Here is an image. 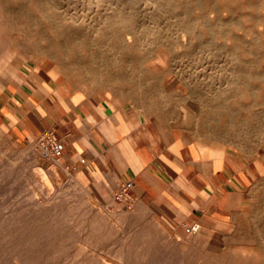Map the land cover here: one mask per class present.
Returning a JSON list of instances; mask_svg holds the SVG:
<instances>
[{
	"label": "rangeland",
	"instance_id": "obj_1",
	"mask_svg": "<svg viewBox=\"0 0 264 264\" xmlns=\"http://www.w3.org/2000/svg\"><path fill=\"white\" fill-rule=\"evenodd\" d=\"M47 1L50 7H53L56 2L55 0ZM108 1L58 0V3L62 4V8L69 3H74V8L78 13L77 18L82 19V22L93 20L91 21L93 25L91 24V29L87 32V36L90 38L88 43L86 42L85 46H81L75 55L67 56L66 52L70 46L52 51L44 45L51 44L52 37L46 32L44 18H39V15L34 12L39 7L33 9L26 0H7L9 9L15 12L20 9L31 11V17L21 18L16 14L13 18H6L5 14L1 13L2 17L0 15V23L4 26L7 25L5 27L8 29V32L1 33V36L8 40L6 44L1 45L3 52L0 55L6 60V70L0 71V94L13 92L15 84L20 81V68H23V63H29L30 67L35 63L36 66L40 65L50 69L55 75L56 82H64L69 88L82 89L99 96H117L131 102L148 97L147 100L162 106L168 113L175 112V114L178 113L183 118H187L196 133L204 139L209 130L212 134L216 133L217 138L210 142H224L251 153H263L264 146H262V150L258 151L256 145L260 139L258 130L264 123V58L233 54L228 51L210 55L187 52L169 53L162 47H158V40L151 36H146L143 40L140 39V46L135 50L120 51L113 38L114 27L117 24L107 19L100 23L95 21L96 18H109L111 9ZM38 24L40 25L38 26ZM88 24L90 22L83 25L84 28H87ZM36 26L38 27L37 34L34 30L37 28ZM78 40L83 42L82 38ZM166 41L170 44L175 43L173 39ZM204 41L206 40L204 39ZM218 43L225 46L227 40L218 39ZM57 53L61 54L60 58L57 57ZM77 60L86 64V67L95 63H103L104 65L108 61H116L118 65L109 68L107 73L103 74L101 78H97L94 77L95 74L85 75L86 72L82 69L80 71L76 68L67 67ZM119 76L124 77V80L117 82L116 77ZM222 109L227 112L229 117L227 126L225 125L226 120L222 118L226 117L221 114ZM251 142L255 143L254 146ZM252 146L253 149H251ZM0 155V161L5 160L14 169L13 180H16V187L11 194L8 193L11 197L54 198L64 194L63 196L67 201L61 202L60 200L58 203V210L61 214L60 220H62L57 226L58 228H68L64 222V214L69 209L66 208L67 205L72 203L78 204L77 207L75 206L78 211H83L89 207L93 214L91 218L95 221L97 219L105 221V239L99 240L93 236L90 240L92 245L90 252L96 256H93L94 258L98 259L101 256L100 258L106 259V261L116 259L104 253L110 251L109 247L117 243L125 245L124 249L130 255L123 258L128 260L129 257L130 261L133 260V264H142L141 262L149 264L150 261V264H170L176 256V251L165 247L166 240H174L178 234L186 236L188 234L185 231L187 226H190L191 230L195 228L185 221L186 224L183 227L171 229L156 217L149 215L147 210H134L131 198L125 200L121 197V200H117L114 199V196L113 199L111 197L103 199V193L95 187L82 185L71 176L68 177V180H63L59 173H53V166L49 162L51 159L42 156L37 142L21 144L0 134ZM8 156H13V159H8ZM20 156L24 157L20 158ZM55 194L56 196H54ZM261 196H264V171L242 194L241 200H231L227 207L216 210L214 213L209 212L208 215L195 223L200 234L191 237L197 248L195 247L190 251V261L193 262L197 259L201 251L216 254L227 253L233 258L235 255V263L243 255L251 257L249 259L251 264H258L260 260L262 261L263 251L257 249L254 244L232 237V239L228 238L233 233L241 231L250 235L251 233L256 234L258 238L263 237L264 239V224H260L264 223V212H254L258 215L256 216L252 210L253 206L258 203L256 197ZM50 214L51 211L33 220L38 221L35 227L31 226L39 236V242L36 241V243L48 242L44 235L48 229L53 228L52 224L49 223L53 219ZM115 218H120L121 220H119L122 221L120 226L123 225L121 227L125 231L120 232L121 234L115 232L114 235V231L111 230L113 228L111 222L115 221ZM156 220L159 221V224ZM252 230L255 232H251ZM258 233L263 236H259ZM99 234L96 232V236L99 237L101 235ZM68 243L70 242H65V244ZM131 244L134 245L131 246ZM97 245L103 246L97 247ZM100 248L101 250L103 248V252L99 250ZM155 250L156 252H154Z\"/></svg>",
	"mask_w": 264,
	"mask_h": 264
},
{
	"label": "crops",
	"instance_id": "obj_2",
	"mask_svg": "<svg viewBox=\"0 0 264 264\" xmlns=\"http://www.w3.org/2000/svg\"><path fill=\"white\" fill-rule=\"evenodd\" d=\"M19 78L12 93L0 94V134L31 144L53 130L63 143L49 160L53 173L95 187L103 199L130 182L134 210L171 229L187 221L200 233V218L241 200L264 171L261 153L208 142L148 97L131 102L69 88L35 63H23Z\"/></svg>",
	"mask_w": 264,
	"mask_h": 264
},
{
	"label": "bare ground",
	"instance_id": "obj_3",
	"mask_svg": "<svg viewBox=\"0 0 264 264\" xmlns=\"http://www.w3.org/2000/svg\"><path fill=\"white\" fill-rule=\"evenodd\" d=\"M26 1L30 3L33 9L39 7L38 9H35L34 12L39 15V18H44L46 32L52 37L51 44H44L49 47V50L56 51L60 50V48L64 49L65 47L70 46V49H68L66 54L67 56H73L78 49H81V46H85L86 42L90 40L89 36H87V32L91 29L90 26L91 24L93 25L91 21L93 20L82 22V19L77 18L78 13L74 8V3H69L62 8V4L60 5L58 0H55L56 2L54 1L55 3L53 7L48 5L47 0ZM108 2L111 9L108 16L109 18H96L95 21L100 23L103 22L104 19H107L108 21L117 24L114 27L115 31L113 32V38L120 51L130 52L135 50L140 46V39L143 40L146 36H151L158 40V47H162L163 50L169 53L187 52L210 55L217 52L228 51L233 54L259 56L264 58V0H109ZM30 12L31 11L28 12L24 9L15 12L7 7V0H0V15L3 13L5 14V17L7 16L6 18H13L16 14L21 18H30ZM88 22H90V24H88L87 28H84L83 25ZM39 25L40 24H38V26ZM5 26L0 23V46L3 45V43L6 44L8 40L4 36H1L2 32H8V29ZM25 29L27 30V27ZM34 30L37 34L38 27L36 29L34 28ZM79 38H82L83 42H80L78 40ZM169 39L175 40V43H168L166 40ZM204 39L206 41H204ZM218 39L227 40V44L225 46L220 45ZM2 47L3 46L0 47V53L3 52L1 51ZM57 57L60 58L61 54L57 53ZM3 58H1L0 55V71H4V69L6 70V60ZM95 64L86 67V64H82L81 61L77 60V62H73L71 65H67V67L71 69H82L86 72L85 75L95 74L94 77L101 78L103 74L109 71V68L111 69V67H116L118 65L116 61H108L107 63H104V65L103 63ZM106 64L107 67H105ZM116 79L117 82H121L124 80V77L119 76L116 77ZM222 111L221 114L226 116L222 118L226 120L225 125L227 126V124H229V117L224 109H222ZM258 131L260 139H258V145L256 146L258 151H260L262 150V146H264V123ZM216 136V133L212 134L211 130H209L205 135V140L210 142L217 138ZM253 146L251 149L254 148ZM12 157L8 156L7 158L13 159ZM23 157L24 156H20V158ZM5 162V160L0 161V264L134 263H132L133 260H129V257L128 260L123 258L130 254L125 251V245L117 243L109 247L110 251L108 250L104 253L106 255L109 254L116 259L106 261V259H101V256L98 259L94 258L96 256L90 252V249L92 248L90 240L93 236L99 240L105 239L104 234L106 228L103 219H97L95 221L91 218V215L93 214L89 207L83 209V211H78L76 208L78 204H68L66 208H69L70 211L68 209L67 213L64 214V222L68 225V228L63 229L58 228L57 226L62 222V220H60L61 214L58 210V203L60 200L61 202L67 201L63 196L64 194L59 196H56L55 194L54 196L56 197L54 198L33 196L25 199L19 196L14 198L11 197L10 194L16 187V180H13L14 169L11 168L12 166L9 165V163L7 164V162ZM256 199L258 203L252 208L253 214L254 212H264V196L256 197ZM118 209L120 210L121 208ZM50 211V215H52L53 219L49 223L52 224L53 228L48 229V231L45 232L46 235H44L48 242L36 243V241L39 242V236L31 226L35 227L38 221L33 220ZM119 219L120 218H115V221L111 222L113 228L110 229L114 231V235L115 232L121 234L120 232L123 233V231H125V229L121 227L123 225L120 226V222L122 221ZM156 222L159 224V221L156 220ZM257 222L259 221L257 220ZM148 224L150 225V223ZM196 229L193 228L188 234H186V236L178 234L174 240H166L165 247L169 250L176 251V256L170 264H251L249 260L251 257L249 256L243 255L237 260L238 262L235 263V255L233 258L231 257L232 255L230 256L227 253L216 254L209 251H201L197 256V259L194 258L195 260L191 262L192 260L190 261L189 254L190 251L196 247V244L194 243L195 241H193L191 237L192 235L195 236L196 234H200L197 233ZM96 232H99L101 235L99 234V237L96 236ZM244 232L246 231L244 230ZM251 232L255 231L252 230ZM229 237L250 242L254 244L257 249L262 250V261L260 260L258 264H264L263 237L258 238L256 234L253 235L251 233L250 235L248 233H242L241 231L235 234L233 233V235L228 236V238ZM65 242L70 243L65 244ZM106 244L108 243L106 242ZM133 245L131 244V246ZM102 246L103 245H97V247ZM132 248L134 249L135 247ZM99 250H101V248ZM101 251L103 252V248ZM154 252H156V250ZM141 263L143 264L144 262Z\"/></svg>",
	"mask_w": 264,
	"mask_h": 264
},
{
	"label": "built area",
	"instance_id": "obj_4",
	"mask_svg": "<svg viewBox=\"0 0 264 264\" xmlns=\"http://www.w3.org/2000/svg\"><path fill=\"white\" fill-rule=\"evenodd\" d=\"M37 144L40 147L44 158L56 159L60 157L63 152V143L56 137L53 130L44 131L38 139ZM129 186L130 182L125 183L120 192L115 195L114 199L121 200V197L125 200L130 199L128 194ZM185 229L187 232L191 231L190 226H187Z\"/></svg>",
	"mask_w": 264,
	"mask_h": 264
}]
</instances>
